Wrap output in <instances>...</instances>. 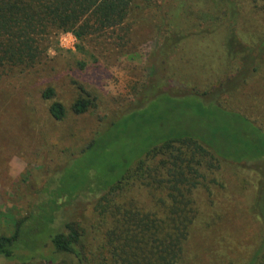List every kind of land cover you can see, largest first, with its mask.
<instances>
[{
    "label": "trees",
    "instance_id": "16d2710c",
    "mask_svg": "<svg viewBox=\"0 0 264 264\" xmlns=\"http://www.w3.org/2000/svg\"><path fill=\"white\" fill-rule=\"evenodd\" d=\"M156 1L0 0V72L23 73L35 68L51 49L52 38L62 33H70L80 42L102 37L111 40V36L121 41L118 33L127 36L138 14L152 7L158 10L166 2L174 5L178 20L163 12V33L168 34L161 37L163 49L178 48L196 35L175 29L176 21L191 23L188 18L192 13L182 14L185 0ZM204 1L213 16L212 32L223 27L226 31V59L238 61L233 74L204 91H198L199 86L188 87L184 80V89H163L159 79L144 93V100L96 132L52 182L54 188L44 189V202L30 207L26 217L12 219L10 234H0L1 258L17 259L22 264L37 257L53 261L58 255L75 264H212L209 252L214 245L194 232L201 216L197 194L205 190L210 195L217 175L227 167L240 168L264 159L262 130L217 101L238 93L260 72L264 36L254 46L239 40L236 23L240 0ZM196 18L205 21L207 16L202 13ZM196 71L194 79L202 84L203 75ZM54 94L48 88L42 96L51 99ZM92 107L90 95L80 89L71 112L81 116ZM48 112L55 121L66 115L57 102ZM136 137H140L141 148L132 151L129 142ZM120 142L129 147L131 157L112 152ZM86 194L96 197L95 220L84 227L66 222L55 229L59 201ZM250 214L258 218L263 229L253 251L238 264H264V208L261 212L252 207ZM34 249L44 255H36Z\"/></svg>",
    "mask_w": 264,
    "mask_h": 264
},
{
    "label": "rangeland",
    "instance_id": "374dc122",
    "mask_svg": "<svg viewBox=\"0 0 264 264\" xmlns=\"http://www.w3.org/2000/svg\"><path fill=\"white\" fill-rule=\"evenodd\" d=\"M184 3L182 14L192 13L188 18L191 23L176 21L175 29L196 35L178 48L163 49V12L178 20L174 5L166 2L158 10L152 7L138 14L127 36L118 33L121 41L111 36V40L102 37L80 42L72 34L62 33L52 38L51 49L35 68L23 73L0 72V234H10L12 219L26 217L30 207L44 202V189L54 188L52 182L96 132L107 128L111 120L126 115L141 98L144 100V93L153 89L159 79L163 80V89H184V80L188 87L199 86L196 89L204 91L233 74L238 61L231 63L225 57L224 27L212 32L209 3ZM239 3L236 33L244 45L254 46L264 36V0ZM202 13L207 16L205 21L197 20L196 15ZM196 70L203 75L202 84L194 79ZM48 88L54 90V97L44 99L42 94ZM80 89L90 95L93 107L76 116L71 106ZM55 102L65 108L62 121L53 120L48 112ZM217 102L227 110L241 113L264 133V65L238 93L222 96ZM123 143L118 149L113 147L112 152L131 157L133 153L129 147L121 146ZM129 144L132 151L140 149V137ZM210 192L208 195L202 190L197 194L201 216L194 232L214 245L209 252L212 264H238L253 251L263 229L258 218L250 214V208L263 212L264 159L240 168L227 167L217 175ZM95 202L93 194L61 199L54 228L60 229L66 222L84 227L95 220ZM40 252L34 249L36 255L43 256ZM53 259L44 261L37 257L28 264H75L65 256ZM0 264L22 262L0 257Z\"/></svg>",
    "mask_w": 264,
    "mask_h": 264
}]
</instances>
